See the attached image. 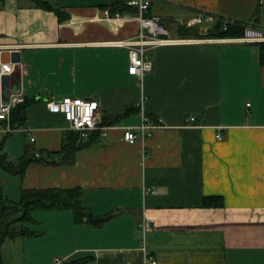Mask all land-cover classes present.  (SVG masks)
<instances>
[{
  "label": "crops",
  "instance_id": "0c3cea01",
  "mask_svg": "<svg viewBox=\"0 0 264 264\" xmlns=\"http://www.w3.org/2000/svg\"><path fill=\"white\" fill-rule=\"evenodd\" d=\"M44 1L53 9L0 0L2 65L13 68L8 74L16 90L20 84L17 96L35 100L26 125L5 142L10 161L18 162L28 146L62 150L72 130L51 110L54 100L98 98L103 116L141 110L78 150L73 164L33 163L23 177L0 168L5 196L14 202L23 190L80 188L89 214L107 218L77 224L70 210L35 211L27 226L39 235L7 239L3 264H55L57 258L146 264L147 255L158 264H264L260 46L180 30L210 31L215 23L189 25L206 13L264 31V0H151L149 15L160 16L177 43L153 51L154 71L144 78L129 74L123 45L140 32L136 12L106 17L112 3L129 0ZM14 50L22 52L20 65L12 63ZM143 111L162 125L133 144L125 141L128 129L141 126ZM191 116L197 122L187 126ZM207 197H221L224 205L207 206ZM145 219L152 228L142 242L138 228Z\"/></svg>",
  "mask_w": 264,
  "mask_h": 264
},
{
  "label": "trees",
  "instance_id": "16d2710c",
  "mask_svg": "<svg viewBox=\"0 0 264 264\" xmlns=\"http://www.w3.org/2000/svg\"><path fill=\"white\" fill-rule=\"evenodd\" d=\"M38 7L46 10L53 8L44 0H34ZM111 16L117 13L135 11L138 9L128 4L112 3L110 5ZM223 18H219L214 27L203 33L199 29L181 27L182 35L194 36L196 38L215 39V38H242L248 25L236 21H229L227 28L223 25ZM261 51V63L264 65V42L258 43ZM30 99L17 105L11 114V124L14 127L25 126L27 122V111L29 106L34 103ZM140 108H126L120 115L103 116V126L109 127L120 123L131 115L140 112ZM156 121V120H154ZM2 125H6L4 122ZM100 131L90 133L87 139H83L81 134L70 131L64 138L62 150L59 152L37 151L32 147L27 148L26 153L18 162L10 161L9 157L3 152L6 140L10 135L0 137V168L13 175L24 176L28 167L33 163L45 164H73L76 160L78 150L90 146L102 137ZM83 191L80 188L74 189H28L23 190L20 202H14L5 196L4 185L0 173V264L2 262L1 247L7 239L18 237L38 236L39 233L32 232L27 224L34 222L32 214L35 211H60L70 210L74 212L75 222L84 224L89 221L90 210L82 202ZM205 204L211 207H222L224 200L221 197H207ZM114 215H112L113 217ZM86 261L73 264H85Z\"/></svg>",
  "mask_w": 264,
  "mask_h": 264
},
{
  "label": "built area",
  "instance_id": "2783aa9c",
  "mask_svg": "<svg viewBox=\"0 0 264 264\" xmlns=\"http://www.w3.org/2000/svg\"><path fill=\"white\" fill-rule=\"evenodd\" d=\"M129 4L138 9L136 19L140 22L141 29L137 36L131 40L124 42L123 45L129 48L130 67L129 74L139 78H144L146 75L154 71V61L152 58L153 51L166 45L177 43L171 36L170 31L165 25L163 19L157 15H149L151 9V0H129ZM106 17H111L109 12H106ZM115 17L121 18L119 14ZM219 18L201 13L198 14L192 21L190 26L197 24H204L206 22L216 23ZM223 25L225 29L230 20L224 19ZM242 41L251 43L264 42V31L247 26L244 37L240 38ZM9 64L1 65V75L12 72ZM145 99V97H144ZM24 102L21 96L13 95L8 105H1L0 108V137L12 135L23 127H14L11 124V114L13 109ZM53 112L62 114L66 121L70 124V129L81 134L83 139H87L90 133L100 131L105 135L108 127L103 126V115L101 112V101L98 98L84 99L75 97H65L61 100H54L49 103ZM142 124L138 130L128 129L124 133L125 141L135 143L140 138H145L151 134V131L162 125V120H151L144 111L142 112ZM6 122V125H2ZM197 122V117L191 116L187 119L186 125L193 126ZM199 127H202L199 124ZM29 132V128H25ZM222 138L221 135L218 136ZM34 141V139H33ZM152 228V222L145 219L139 226L138 232L142 236V242H145L148 232ZM55 264H65L64 260L57 258ZM146 264H158L155 257L147 255Z\"/></svg>",
  "mask_w": 264,
  "mask_h": 264
},
{
  "label": "water",
  "instance_id": "95a60500",
  "mask_svg": "<svg viewBox=\"0 0 264 264\" xmlns=\"http://www.w3.org/2000/svg\"><path fill=\"white\" fill-rule=\"evenodd\" d=\"M2 54L0 51V108L1 105L10 104L11 98L13 95L20 93V84H17V89L13 86L11 74H2L1 75V65H2ZM12 63L15 65H20L22 63V52L20 50H14L11 52ZM107 218H95L93 214H89V220L92 223H100L105 221Z\"/></svg>",
  "mask_w": 264,
  "mask_h": 264
},
{
  "label": "rangeland",
  "instance_id": "374dc122",
  "mask_svg": "<svg viewBox=\"0 0 264 264\" xmlns=\"http://www.w3.org/2000/svg\"><path fill=\"white\" fill-rule=\"evenodd\" d=\"M11 136V135H10ZM18 159V157L17 156H14V161H16Z\"/></svg>",
  "mask_w": 264,
  "mask_h": 264
}]
</instances>
